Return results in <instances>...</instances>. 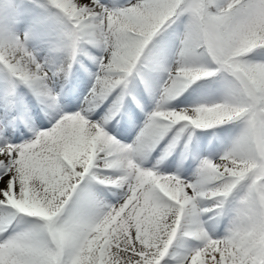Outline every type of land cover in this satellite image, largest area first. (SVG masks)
<instances>
[{
    "label": "snow or ice",
    "instance_id": "snow-or-ice-1",
    "mask_svg": "<svg viewBox=\"0 0 264 264\" xmlns=\"http://www.w3.org/2000/svg\"><path fill=\"white\" fill-rule=\"evenodd\" d=\"M48 3L70 22L73 46L95 42L105 55L89 110L64 113L50 86L57 73L50 75L28 49V33H15L14 13L0 15V64L14 78L4 93L6 105L15 107L11 98L22 83L57 109L51 126L35 114L41 127L31 139L0 143V208L8 214L0 221V264H264V60L250 58L264 49V0H128L122 7L102 0ZM181 17L187 21L181 59L168 72L163 96L224 72L231 77L227 99L190 111L158 107L137 143H121L89 112L117 88H128L154 37ZM197 49L215 70L192 66ZM17 117L29 119L26 111H6L4 125ZM233 120L244 123L240 137L219 160L202 162L195 183L136 162L138 153L154 150L176 124L206 129ZM87 177L120 189L121 199L106 202L95 188L83 187ZM236 190L242 195L229 226L214 238L198 218L223 209ZM201 200L213 201L212 208H199ZM181 232L199 243L169 260Z\"/></svg>",
    "mask_w": 264,
    "mask_h": 264
},
{
    "label": "rangeland",
    "instance_id": "rangeland-1",
    "mask_svg": "<svg viewBox=\"0 0 264 264\" xmlns=\"http://www.w3.org/2000/svg\"><path fill=\"white\" fill-rule=\"evenodd\" d=\"M102 2L110 7H122L127 5L128 0H102ZM5 12L14 13V31L17 35L23 37L24 33H28L26 46L31 53L45 66L50 75L57 73L54 83L50 86H53V89L58 87L54 91L59 96V109L67 114L88 111L87 97L90 85L96 78L99 58L105 55L103 47L91 41H82L73 46L68 35L72 27L70 22L58 9L52 7L48 0H0V15ZM186 23V18L181 17L171 26H165L154 37L146 49L145 56L138 64L140 74H134L130 78L126 90L117 88L104 102H107L109 110L113 111L110 124H106L105 129L119 142L137 143V135L141 132L142 126L158 107L161 110L190 111L201 105L224 103L227 99L231 77L224 72H216L211 76L213 77L211 84L209 77H206L186 85L171 97L163 96L162 90L168 79V72L177 67L181 59V40L184 37L183 29L186 28ZM63 52H67L70 56L71 61L68 63L60 62ZM250 58L264 60V49L255 50L250 54ZM193 61L194 67L209 71L216 68L202 49H197L193 53ZM145 65L149 67L146 68ZM11 79L14 78L4 65L0 64V115H4L6 111L16 115L18 110L22 112L26 107L33 118V122L23 117L12 120L10 124L16 121L18 125L16 139L10 141L9 136L5 134L0 141L3 143L7 140L18 144L31 139L34 132L40 129L41 125H36V122L40 124L35 115L37 112L44 124L51 126L50 121L57 115V109L41 103L32 90L22 83L18 84L16 95L11 98L15 101V107L6 105L4 93ZM80 79L82 83L77 86ZM49 112L52 113V117L46 122L44 114ZM89 118L96 119V117ZM243 129L244 123L241 120L225 122L206 129L194 128L187 122H181L174 125L158 144L153 145L154 150L138 153L136 162L139 166L159 174H174L183 180L195 183L199 178L202 162L205 159L213 162L219 160L231 150ZM113 174L118 175V170H114ZM84 187L95 188L108 203H115L123 195L120 189L110 188L113 189L112 195V192H108L109 188L96 185L91 177L85 179ZM240 195L242 192L236 190L228 197L223 209L213 208L212 211L200 215L198 219L203 222L209 235L215 238L224 234ZM212 206L213 201L210 200H201L198 204L201 209ZM198 243L184 236L182 232L178 233L170 249L171 255L167 259L171 260L172 256L179 258L187 254L188 250ZM173 264L176 262L173 261Z\"/></svg>",
    "mask_w": 264,
    "mask_h": 264
},
{
    "label": "bare ground",
    "instance_id": "bare-ground-1",
    "mask_svg": "<svg viewBox=\"0 0 264 264\" xmlns=\"http://www.w3.org/2000/svg\"><path fill=\"white\" fill-rule=\"evenodd\" d=\"M184 31V35L186 33V28L183 29ZM61 60L60 62H64V63H68L70 60V56L67 54V52H63L61 54ZM84 78V76H83ZM82 83V79H80L77 83V86ZM93 83L94 81L92 82V85H90V90L92 89L93 87ZM88 85V84H87ZM23 87H26V86H23ZM53 87V86H51ZM54 89H58V87H54ZM25 92V89L24 91ZM92 97H91V92H89L88 94V97H87V108L89 110V107H90V101H91ZM108 103H103L102 105H100L99 107H95V106H92V110L89 112V117H96L95 120H101L102 122H104V125L106 124H110V118L112 117V110L108 108ZM23 111H26L27 113V116L29 117V120L33 122V118L30 116L28 110L26 109V107H24ZM22 111V112H23ZM99 113V115H97ZM4 115H0V125H1V128H0V141L2 140L3 136L5 134H7V136H9V140L10 141H14L16 139V133L18 131V125H17V122L16 121H13L12 124H8V125H4V119H3ZM52 117V113L49 112V113H46L44 114V121H49ZM37 124L36 125H40L38 124V122H36ZM44 123V122H43ZM117 124V122H116ZM145 125L142 126V129L144 128ZM11 133V135L9 134ZM138 137V135H137ZM84 187V185H83ZM113 189H110L108 192H112ZM111 195V194H110ZM112 195H113V192H112ZM108 197V196H106ZM7 213L5 212L4 209L0 208V221L4 220L6 217H7Z\"/></svg>",
    "mask_w": 264,
    "mask_h": 264
}]
</instances>
